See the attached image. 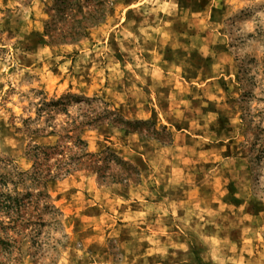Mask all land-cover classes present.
Listing matches in <instances>:
<instances>
[{"label":"rangeland","instance_id":"374dc122","mask_svg":"<svg viewBox=\"0 0 264 264\" xmlns=\"http://www.w3.org/2000/svg\"><path fill=\"white\" fill-rule=\"evenodd\" d=\"M61 1L0 0V193L20 202L2 257L264 264V0H109L56 44ZM74 122L83 167L33 179Z\"/></svg>","mask_w":264,"mask_h":264},{"label":"trees","instance_id":"16d2710c","mask_svg":"<svg viewBox=\"0 0 264 264\" xmlns=\"http://www.w3.org/2000/svg\"><path fill=\"white\" fill-rule=\"evenodd\" d=\"M108 1L109 0H62L56 16L58 23H54V20L49 22L46 27L47 36H49L52 42L56 44L78 42L80 39L85 37L86 29L96 26L97 24L103 22L106 18ZM88 2H93L94 8L91 12L85 13V4ZM59 23L63 26L60 27ZM64 26L66 28H64ZM243 120H246V118L243 117ZM80 124L83 125L84 122ZM76 125V122H74L72 125H68L66 128H63L61 131L57 132L54 130L51 132V135H57L60 138L59 145L52 148L35 147L33 151V179L38 181L44 180L45 178L55 180L57 177L67 176L74 170L83 167V160L89 156V154H87L85 142L81 138L77 137L74 141V148H69L63 144L66 140L73 139V137L67 134L73 132V130L77 127ZM66 153H71V156L66 158ZM56 155L61 156V159L57 160V163L55 164L57 167V173L53 176L51 172V165L48 163L50 159ZM0 196L5 199L3 202H0V209L2 213H7V215L12 216V214L18 211L20 208V202L17 199H14L8 194L0 193ZM0 225H2V223ZM11 247V240L8 237L6 239H2L0 236V257H2L5 250Z\"/></svg>","mask_w":264,"mask_h":264},{"label":"clouds","instance_id":"9594fccd","mask_svg":"<svg viewBox=\"0 0 264 264\" xmlns=\"http://www.w3.org/2000/svg\"><path fill=\"white\" fill-rule=\"evenodd\" d=\"M27 253L24 252L23 248H17L11 252L8 257H0L5 261V264H27L26 260ZM33 264H38L35 257L33 258Z\"/></svg>","mask_w":264,"mask_h":264}]
</instances>
